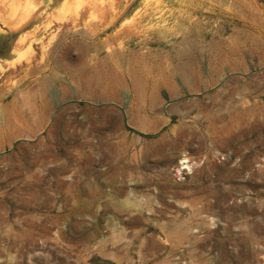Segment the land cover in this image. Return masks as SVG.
I'll return each mask as SVG.
<instances>
[{"label":"rangeland","instance_id":"374dc122","mask_svg":"<svg viewBox=\"0 0 264 264\" xmlns=\"http://www.w3.org/2000/svg\"><path fill=\"white\" fill-rule=\"evenodd\" d=\"M12 1L0 264H264V0Z\"/></svg>","mask_w":264,"mask_h":264},{"label":"bare ground","instance_id":"6f19581e","mask_svg":"<svg viewBox=\"0 0 264 264\" xmlns=\"http://www.w3.org/2000/svg\"><path fill=\"white\" fill-rule=\"evenodd\" d=\"M6 1V0H5ZM11 1V0H10ZM77 1V0H76ZM81 1V0H80ZM85 1V0H84ZM29 0H13L12 1V4H13V6H16V5H20V6H25V7H28L29 6ZM73 2V1H72ZM78 2V1H77ZM11 3V2H10ZM30 3L32 4V2H31V0H30ZM69 3V2H68ZM73 3H75V1L73 2ZM73 3H71V4H73ZM83 3H85V5H86V2H83ZM100 3V0H90V8H92V9H95L96 11H97V9H99L98 8V4ZM103 3V2H102ZM106 3V2H105ZM108 3V2H107ZM6 4H9V2L8 3H6ZM5 4V5H6ZM76 5H79L78 3H75ZM74 4V5H75ZM10 5V4H9ZM73 6V5H72ZM104 6V5H103ZM3 7H4V5H3ZM70 7V6H69ZM75 7H77V6H75ZM11 8V7H10ZM22 8V7H21ZM14 9V8H13ZM27 9H29V8H27ZM61 9H63V7L61 8ZM67 8H66V5H65V10H66ZM69 9V8H68ZM74 9V8H73ZM15 10V9H14ZM64 10V9H63ZM64 10V11H65ZM71 10V9H70ZM91 10V9H90ZM89 10V11H90ZM113 10V9H112ZM11 11V10H10ZM12 12V11H11ZM68 12V11H67ZM74 12V11H73ZM91 13H92V11H90ZM10 13V12H9ZM62 13L63 12H60V16L59 17H57V18H60V17H62V19H64L63 18V16H65V14L66 13H64L63 15H62ZM113 13V12H112ZM25 14H27L26 12H25ZM28 14H30V13H28ZM57 14H58V12H57ZM68 14V13H67ZM93 14V13H92ZM22 15H24V14H22ZM21 15V16H22ZM75 15L76 16H78V17H82L84 14H83V12L80 10H77V11H75ZM90 15V14H89ZM25 16H27V15H25ZM93 16V15H92ZM92 16H90V17H92ZM29 17V16H28ZM27 17V18H28ZM67 17V16H66ZM22 18V17H21ZM21 21H18L17 23L19 24V22H21V23H23L24 22V19H20ZM23 20V21H22ZM56 20H59V21H61L60 19H56ZM66 20V19H65ZM64 20V21H65ZM26 21H27V19H26ZM49 22V21H48ZM47 22V23H48ZM46 23V22H45ZM44 23V24H45ZM51 23V22H50ZM50 23H49V25H50ZM16 25V24H15ZM48 26V25H47ZM50 27V26H49ZM61 29V28H60ZM62 30V29H61ZM47 33V32H46ZM111 85V84H110ZM109 85V86H110ZM107 87V86H106ZM103 98V97H102ZM187 114V113H186ZM138 115V114H137ZM196 115V114H195ZM260 115V114H259ZM234 117H233V119H232V122H231V130L233 131V130H235L236 131V133L237 134H243L245 131H244V127L245 126H247V125H250L251 123H253L254 125H256L257 124V122H258V119H257V113H234V115H233ZM140 118V117H139ZM224 118V117H223ZM222 118V119H223ZM155 119V118H154ZM130 121V120H129ZM201 121V120H200ZM137 122H139V121H137ZM151 122V121H150ZM155 122V121H154ZM226 122H227V120H226ZM261 122V121H260ZM131 123V122H130ZM168 123V122H167ZM202 123V122H201ZM229 123V122H228ZM227 123V124H228ZM151 124V123H150ZM153 124V123H152ZM180 124V123H179ZM138 125V124H137ZM154 125V124H153ZM152 125V126H153ZM183 125V124H182ZM207 125V124H206ZM210 125V124H209ZM163 126V125H162ZM165 126V125H164ZM224 126V125H223ZM255 128V127H254ZM1 129V128H0ZM220 129V128H219ZM159 130V129H158ZM197 131H199V130H197ZM113 132V131H112ZM192 133H194V131L192 132ZM195 133H197V132H195ZM145 134V133H144ZM186 134H188V132L186 131V132H182V134H181V136H185ZM213 134V138L212 137H206V136H210V135H212ZM197 135H199V134H197ZM181 136H180V138H181ZM194 136V135H193ZM203 136V135H202ZM204 136H205V139L204 140H200V142H199V145H198V148H197V150L195 151V152H197V153H203V152H206L207 150H205L206 148H205V144H206V142L207 141H210V144H212L215 140H217L216 142H219V144H222L221 146L223 147V148H226L227 147V145L228 144H230L231 143V141L233 140L232 138H234L236 135H233L232 137H226V136H223L222 135V133L221 132H218V130L217 131H212L211 130V128H208L207 130H206V133L204 134ZM192 137V136H191ZM168 138V137H167ZM200 138V137H199ZM204 138V137H203ZM212 138V139H211ZM84 139H86L85 137H84ZM91 140V139H90ZM187 140V139H186ZM89 143V142H88ZM215 144V143H214ZM218 144V143H217ZM218 144V145H219ZM94 145V144H93ZM172 147V146H171ZM218 147V146H217ZM212 149V147H210L209 149H208V154H210L211 153V150ZM186 150V149H185ZM257 152V151H256ZM193 153V152H192ZM196 153V154H197ZM260 153V152H259ZM169 154V153H168ZM96 155V154H95ZM260 155V154H259ZM97 156V155H96ZM186 156V155H185ZM133 157V156H132ZM200 158V157H199ZM206 161H207V163H210L209 162V156L207 155V157H206ZM189 161H185V162H182V163H188ZM190 166L189 165H187V166H185V167H183L182 169H186V168H189ZM262 167V166H261ZM263 168V167H262ZM262 168H261V170H262ZM155 173V172H154ZM163 173V172H162ZM258 173V172H257ZM262 173V172H261ZM256 174V173H255ZM220 175V174H219ZM259 176V175H258ZM222 177V176H221ZM161 178V177H160ZM159 179V178H158ZM165 179V178H164ZM167 179V178H166ZM253 181V180H252ZM255 182V181H254ZM261 183V182H260ZM166 184V183H165ZM160 185H161V183H160ZM232 185V184H231ZM163 186V185H162ZM171 186V185H170ZM169 186V187H170ZM151 187V186H150ZM158 188V187H157ZM165 188V187H164ZM180 188V190H181V187H179ZM210 188V187H209ZM218 188V187H217ZM142 189V188H141ZM151 189V188H150ZM160 189V188H159ZM183 189V188H182ZM214 189V188H213ZM130 191V190H129ZM168 191V190H167ZM172 191V190H171ZM159 192H161V191H159ZM259 192V191H258ZM263 192V191H262ZM151 193V192H150ZM157 193V192H156ZM169 193H171V192H169ZM202 193V192H201ZM229 193V192H228ZM131 194V193H130ZM171 194H173V192L171 193ZM177 194V193H176ZM181 195V194H180ZM223 195H224V193H223ZM169 196H171V195H169ZM183 197V196H182ZM181 197V198H182ZM190 197V196H189ZM256 197V196H255ZM166 198V197H165ZM164 198V199H165ZM179 199V198H178ZM191 199V198H190ZM156 200H157V198H156ZM224 200V199H223ZM93 202V201H92ZM154 202V201H153ZM170 202V201H169ZM190 202V201H189ZM251 202V201H250ZM234 203V202H233ZM254 203V202H253ZM223 204V203H222ZM235 204V203H234ZM162 205V204H161ZM190 205V204H189ZM192 205V204H191ZM237 205H238V203H237ZM259 205V204H258ZM258 205H257V207H258ZM264 205V204H263ZM213 206L214 205H212V204H210V203H208V202H204L203 204H201V207H200V209H198V212L199 213H205V212H209V211H212L213 210ZM250 206V205H249ZM156 207V206H155ZM260 207V206H259ZM263 207V206H262ZM159 208V207H158ZM166 208H168V207H166ZM165 208V209H166ZM223 208H224V206H223ZM155 209V208H154ZM162 209V208H161ZM168 210V209H167ZM222 210V209H221ZM226 210V209H225ZM253 210V209H252ZM150 211V210H149ZM157 211V210H156ZM159 211V210H158ZM188 211V210H187ZM254 211V210H253ZM136 212V211H135ZM160 213V212H159ZM223 213H224V211H223ZM241 213V212H240ZM161 214V213H160ZM207 214V213H206ZM129 215V214H128ZM230 215V214H229ZM122 216V215H121ZM120 216V217H121ZM259 216V215H258ZM123 217V216H122ZM227 217V216H226ZM136 219V218H135ZM138 219V218H137ZM136 219V220H137ZM141 219V218H140ZM147 220V219H146ZM215 220V219H214ZM234 220V219H233ZM259 221H260V219H259ZM241 222V221H240ZM224 223V222H223ZM242 223V222H241ZM120 224V223H119ZM202 225V224H201ZM234 225V224H233ZM204 226V225H203ZM243 226H246V224L245 225H243ZM201 227V226H200ZM135 228V227H134ZM225 228V227H224ZM129 229V228H128ZM136 229V228H135ZM164 229V228H163ZM226 229V228H225ZM251 229V228H250ZM137 230V229H136ZM247 230H248V228H247ZM167 231V230H166ZM246 231V230H245ZM154 232V231H153ZM228 232V231H227ZM247 232V231H246ZM163 233V232H162ZM164 234V233H163ZM241 234V233H240ZM246 234V233H245ZM154 235V234H153ZM230 236V235H229ZM252 236V235H251ZM263 236H264V234H263ZM205 237V236H204ZM203 237V238H204ZM232 237V236H231ZM209 238V237H208ZM240 239V238H239ZM197 240H199V239H197ZM255 240V239H254ZM241 241V240H240ZM239 241V242H240ZM200 242V241H199ZM203 242V241H202ZM261 242V241H260ZM210 243V242H209ZM208 244V243H207ZM264 244V243H263ZM210 248V247H209ZM258 249V248H257ZM262 249H264V248H261V250ZM261 250H260V252H261ZM264 251V250H263Z\"/></svg>","mask_w":264,"mask_h":264}]
</instances>
